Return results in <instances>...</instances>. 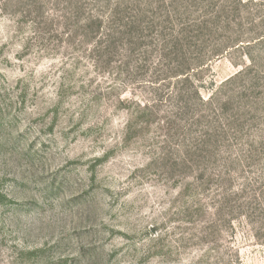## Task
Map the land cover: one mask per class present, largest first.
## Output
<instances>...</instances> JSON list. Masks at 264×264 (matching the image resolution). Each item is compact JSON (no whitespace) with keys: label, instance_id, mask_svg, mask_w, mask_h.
<instances>
[{"label":"rangeland","instance_id":"obj_1","mask_svg":"<svg viewBox=\"0 0 264 264\" xmlns=\"http://www.w3.org/2000/svg\"><path fill=\"white\" fill-rule=\"evenodd\" d=\"M0 264H264V0H0Z\"/></svg>","mask_w":264,"mask_h":264}]
</instances>
